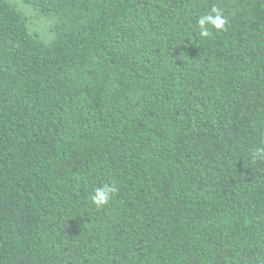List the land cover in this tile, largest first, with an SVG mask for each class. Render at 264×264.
Wrapping results in <instances>:
<instances>
[{"label":"trees","instance_id":"1","mask_svg":"<svg viewBox=\"0 0 264 264\" xmlns=\"http://www.w3.org/2000/svg\"><path fill=\"white\" fill-rule=\"evenodd\" d=\"M262 148L264 0H0V264H264Z\"/></svg>","mask_w":264,"mask_h":264},{"label":"clouds","instance_id":"2","mask_svg":"<svg viewBox=\"0 0 264 264\" xmlns=\"http://www.w3.org/2000/svg\"><path fill=\"white\" fill-rule=\"evenodd\" d=\"M227 23V18L217 7H213L209 13L200 16L197 21L200 35L204 38H207L212 34V29H215L216 31L223 30ZM257 152L259 154H264V148L258 149ZM117 191L118 188L115 184H105L102 187H96L94 194L90 198L93 204L97 207H103L109 204L110 200L117 193Z\"/></svg>","mask_w":264,"mask_h":264},{"label":"rangeland","instance_id":"3","mask_svg":"<svg viewBox=\"0 0 264 264\" xmlns=\"http://www.w3.org/2000/svg\"><path fill=\"white\" fill-rule=\"evenodd\" d=\"M24 12L30 17V29L32 32H40L44 36L50 35V22L45 18H38L34 12L27 7L21 6Z\"/></svg>","mask_w":264,"mask_h":264}]
</instances>
